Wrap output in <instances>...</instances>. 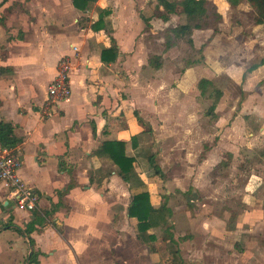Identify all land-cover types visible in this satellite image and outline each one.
Listing matches in <instances>:
<instances>
[{
	"label": "crops",
	"instance_id": "0c3cea01",
	"mask_svg": "<svg viewBox=\"0 0 264 264\" xmlns=\"http://www.w3.org/2000/svg\"><path fill=\"white\" fill-rule=\"evenodd\" d=\"M207 1L221 20L159 0H0V121L38 196L36 211L19 210L0 183V264H170L167 243L183 264H264V23L231 20L244 2ZM184 38L202 58L180 66ZM61 57L71 93L45 115ZM107 141L124 143L150 202L169 209L148 229L153 250L117 166L97 153Z\"/></svg>",
	"mask_w": 264,
	"mask_h": 264
},
{
	"label": "trees",
	"instance_id": "16d2710c",
	"mask_svg": "<svg viewBox=\"0 0 264 264\" xmlns=\"http://www.w3.org/2000/svg\"><path fill=\"white\" fill-rule=\"evenodd\" d=\"M227 1L231 7H236L241 2H247L253 12V22L255 24L264 23V0ZM159 2L166 13L181 12L186 17H189L193 15H203L205 12H209L211 16H213L214 20H221V15L216 12L214 6H209V2L207 0H159ZM105 13L108 14V12ZM161 16L166 18L165 14H162ZM203 26H205L204 22H198L193 26L184 24L174 28L173 32L175 35H189L192 29L201 28ZM110 50H112L113 53L111 58L113 60L115 58V50L109 48V51ZM255 67V65H252L249 69L252 70ZM211 85L212 82L210 80L202 79L198 84L200 93L202 95L206 94L208 87ZM220 96L221 91L215 88L212 96L213 102L208 109L210 113L213 112L216 102ZM17 142L18 139L13 134L12 125L10 123L0 121V144L8 147H14ZM97 150H99L97 153H100V150H105L110 159L117 166L119 175L127 184L129 191L131 192L128 214L136 219L137 238L143 243L149 244L151 246V250H153L154 247L152 242L155 241L156 238L153 234L148 233V229L168 224V207L164 202H161L158 206H154L150 202V195L147 190V186L135 170L132 164L133 158L125 155L123 142L107 141L104 142ZM154 171L156 174L159 173L157 166H154ZM166 247L172 255L170 264H183L175 246L172 243H167Z\"/></svg>",
	"mask_w": 264,
	"mask_h": 264
},
{
	"label": "built area",
	"instance_id": "2783aa9c",
	"mask_svg": "<svg viewBox=\"0 0 264 264\" xmlns=\"http://www.w3.org/2000/svg\"><path fill=\"white\" fill-rule=\"evenodd\" d=\"M69 57H61L56 65L54 78L47 85V97L43 104V113L51 115L56 112L59 103L71 93ZM21 158L14 147L0 144V183L7 189L16 208L26 212L37 210L38 196L19 177L18 169Z\"/></svg>",
	"mask_w": 264,
	"mask_h": 264
},
{
	"label": "rangeland",
	"instance_id": "374dc122",
	"mask_svg": "<svg viewBox=\"0 0 264 264\" xmlns=\"http://www.w3.org/2000/svg\"><path fill=\"white\" fill-rule=\"evenodd\" d=\"M252 13L253 12H252L249 4L247 2H244L243 4H241V6L239 8L235 9L232 12H229V15H230V18L233 22L236 20H239V21L244 20L246 22H249L252 20V16H253ZM242 26H243V28H245V26L243 24H242ZM241 35H242V33H239L237 35L236 39L240 40V38H242ZM195 39L198 40V43H197V46H198L199 43L201 41H203L204 37H203V35H201V36L198 35L195 37ZM184 42H185V45H184L185 47L180 48L175 54L176 62H178V64L180 66H186L188 64V62H190L191 60L195 59V60L200 61L202 58V55H201L202 47L198 51L197 50L198 47L196 46L197 48L196 47L194 48L192 45V41L189 40L188 38H184ZM169 64L173 65L174 63H169ZM227 82L228 81L223 76L220 75L213 80L212 86H214V89H215V85L220 88L223 84L226 85ZM214 89H213V92H214ZM208 91H212L211 87H208ZM232 91L237 93L238 90L232 89Z\"/></svg>",
	"mask_w": 264,
	"mask_h": 264
}]
</instances>
